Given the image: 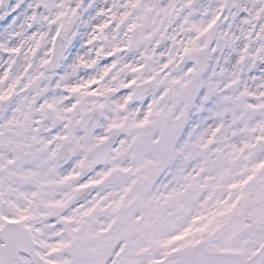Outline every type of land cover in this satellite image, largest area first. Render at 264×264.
Masks as SVG:
<instances>
[{
    "label": "snow or ice",
    "instance_id": "snow-or-ice-1",
    "mask_svg": "<svg viewBox=\"0 0 264 264\" xmlns=\"http://www.w3.org/2000/svg\"><path fill=\"white\" fill-rule=\"evenodd\" d=\"M0 264H264V0H0Z\"/></svg>",
    "mask_w": 264,
    "mask_h": 264
}]
</instances>
